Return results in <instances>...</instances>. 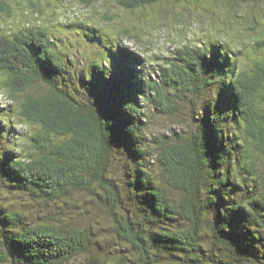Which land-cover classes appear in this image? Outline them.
Returning a JSON list of instances; mask_svg holds the SVG:
<instances>
[{
    "label": "trees",
    "instance_id": "1",
    "mask_svg": "<svg viewBox=\"0 0 264 264\" xmlns=\"http://www.w3.org/2000/svg\"><path fill=\"white\" fill-rule=\"evenodd\" d=\"M164 1L115 0L126 10ZM118 37L80 91L58 85L69 72L45 27L0 34L12 104L47 87L19 102L14 118L38 130L31 150L0 145V186L51 215L24 223L0 194V264H264V38L245 64L251 51L224 39L149 60L123 44L129 30ZM12 107H0V129L17 128L3 116ZM75 194L98 202L108 231L99 218L53 222Z\"/></svg>",
    "mask_w": 264,
    "mask_h": 264
},
{
    "label": "rangeland",
    "instance_id": "2",
    "mask_svg": "<svg viewBox=\"0 0 264 264\" xmlns=\"http://www.w3.org/2000/svg\"><path fill=\"white\" fill-rule=\"evenodd\" d=\"M0 2L7 5V8L0 9V34L13 33L25 29L28 25L45 27L53 41V50L62 57L69 72L64 75L63 82L59 78L58 85L66 84L80 91L89 85L79 81V76L94 77L93 67L96 65L93 63H101L102 57L108 52V46L113 45L126 29L135 38L126 40L127 42L124 39L123 44L127 43L131 48L138 49L149 60L160 55L169 56L172 50L184 46L186 42L195 46L200 45L202 41L213 43L224 39L234 48L238 49L243 45L251 51L247 54L248 58L241 57L246 64L260 52H255L254 48L250 49V42L264 38V0L257 4L255 10L251 8L254 6V0H167L135 10L120 8L115 0H101L91 7L85 6L81 0ZM152 78H156L154 74ZM75 79L77 81H74ZM4 83L5 77L0 75V88H4L0 89V107L13 105L10 112L4 111L3 116L7 121L10 115L13 125H17V128L12 127L8 131L0 129V145L12 140L20 142L17 149L31 150L28 135L36 132L38 126H22L18 117L14 118L15 112L25 96H40L47 92V87L44 84H34L27 92L20 93L17 103L12 104ZM93 84L90 83L91 87ZM209 95L207 92L206 97ZM212 95H215L214 91ZM0 126H5L3 121ZM0 194L6 206L12 209L16 206L23 210L22 213L26 214L24 223L51 222V215L39 205L21 206L35 199L24 195L16 196L4 191L1 186ZM95 203L89 194H75L69 207H64L59 214L54 215L53 222L61 223L60 226L64 228L83 227L96 223L99 218L108 231L109 223L104 221L102 215L104 210L98 206V202L97 205Z\"/></svg>",
    "mask_w": 264,
    "mask_h": 264
}]
</instances>
